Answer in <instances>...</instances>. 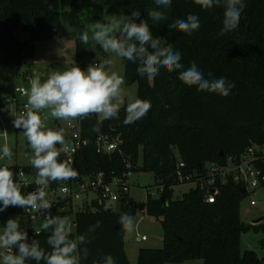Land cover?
<instances>
[{
  "label": "trees",
  "instance_id": "trees-1",
  "mask_svg": "<svg viewBox=\"0 0 264 264\" xmlns=\"http://www.w3.org/2000/svg\"><path fill=\"white\" fill-rule=\"evenodd\" d=\"M99 0H0V82L7 83L9 100L16 99L14 82L23 72L25 60L33 53L32 45L40 40H73L80 68L85 70L87 44L77 33L84 32L83 16L92 12ZM123 8V16L139 11V20H148L154 37L182 54L188 67L195 61L206 79L225 77L234 83L227 97L198 91L178 79V72L161 69L149 80L140 77L137 64L124 59V80L136 83L138 98L151 103L147 115L125 125L124 107L119 119L100 120L95 114L78 119L80 132L92 143L75 156L74 168L81 179L102 172L107 181L132 172H152L156 185H163L159 197L147 196L145 212L160 220L164 235L161 248H140L137 264H171L203 260L204 264H264L256 251L242 250V234L264 230V223L242 222L240 207L248 195L232 179L219 185L214 203L205 201L206 192L193 187L182 198H173V188L179 181V163L184 174L200 172L208 163L235 162L254 145L264 147V0H244L238 29L220 34L223 8L202 9L193 0H172L170 8H159L154 0H109ZM151 10L164 11L166 21L153 23L148 19ZM188 14L199 17L200 28L191 35L169 28V24ZM29 31L31 37L21 42L17 31ZM100 47V46H99ZM86 49V50H85ZM100 50L103 49L100 47ZM208 73L212 76L209 77ZM109 134L122 138L120 150L112 154L98 153L95 140ZM142 162L140 163V150ZM60 160L64 158L60 156ZM257 164L264 169V160ZM8 166L20 184L24 171L36 176L32 166ZM59 184L50 182V188ZM21 186L23 194L26 188ZM137 201L127 195L116 210L106 209L99 202L64 215L75 216L73 235L84 234L90 225L101 222L90 236L87 260L93 264L111 255L116 264H131L125 249V233L118 223L123 213L131 216L139 210ZM24 208L8 207L0 214H23ZM29 241L36 239L42 248L51 231L28 229ZM264 245V241L262 242ZM16 251V249H15ZM27 264H35L29 261Z\"/></svg>",
  "mask_w": 264,
  "mask_h": 264
},
{
  "label": "clouds",
  "instance_id": "clouds-1",
  "mask_svg": "<svg viewBox=\"0 0 264 264\" xmlns=\"http://www.w3.org/2000/svg\"><path fill=\"white\" fill-rule=\"evenodd\" d=\"M159 8H170L172 0H154ZM202 9L223 8V21L220 34L232 32L239 28L241 14L245 8L244 0H193ZM153 23L166 21L164 11L151 10L147 14ZM139 11H133L120 19L109 22H91L88 30L77 33L82 43L88 44L89 31L94 40L105 52L136 63L140 77L149 80L159 75L161 69L169 73L178 72V79L188 87L195 86L198 91L215 93L227 97L234 88V83L225 77L206 79L204 73L193 61L188 67L181 62L182 54L173 50L171 45L161 37H154L148 20L141 19ZM199 17L188 14L169 24V28L191 35L200 28ZM65 43V42H64ZM112 60L101 64H90L86 70L78 66L64 71H53L43 81L39 76L30 80V90L25 91L26 111L15 117L14 127L23 129L33 155L30 163L36 169L35 191L22 193L20 184L8 166L0 167V212L8 207L32 209L44 214L42 231L51 230L47 239L50 251L41 247L36 239L29 241L28 233L20 228L16 219H9L0 234V264H82L88 259V249L81 247L91 242L90 236L101 227L96 221L84 234L73 235V222L68 215H52V204L46 199V189L50 182L77 179L78 171L67 161H61L62 152L68 151L64 130H54L45 125V118L40 113L48 114L57 120H76L95 114L100 120L119 119L122 106L125 111L123 123H135L143 119L151 109L147 100L128 94L125 97L124 77L117 72H110L107 66ZM211 77L212 74L208 73ZM0 159H12V150L7 143L0 148ZM65 209H58L63 212ZM118 223L124 233L135 230L133 217L128 213L120 215ZM16 249V251H13ZM93 264H116L111 255L102 260H93Z\"/></svg>",
  "mask_w": 264,
  "mask_h": 264
},
{
  "label": "rangeland",
  "instance_id": "rangeland-1",
  "mask_svg": "<svg viewBox=\"0 0 264 264\" xmlns=\"http://www.w3.org/2000/svg\"><path fill=\"white\" fill-rule=\"evenodd\" d=\"M71 0H67L66 8H69ZM123 17V8L120 4L109 1L99 0L92 12L83 16L84 31L88 30V25L91 22L101 21L109 22L113 19H120ZM92 33L89 31V42L86 47V56L84 58L85 70L90 64H101L106 60L111 59L112 64L107 66V70L110 72H117L124 77V59L115 56L114 53L105 52L100 50V45L91 39ZM17 38L21 42H25L30 39L31 34L29 31H17ZM65 42V43H64ZM32 55L25 60L23 72L19 78L14 82L15 87H25L30 90V83L23 82V77L30 80L36 76H39L43 81L53 71H64L67 68L73 66L80 67L79 60L77 58L76 44L73 40H40L35 44ZM123 91L125 97L131 94L134 97H138V86L136 83L127 84L124 83ZM18 102L14 103L15 116L18 115L19 106L27 102V96L22 97L16 93ZM9 88L0 85V148L5 143L12 150V159L8 161L7 158L0 159V165H28L29 157L33 155L32 149L23 134V129L14 127L13 117L7 102L9 100ZM123 107V106H122ZM45 123L48 128L54 130L63 129L65 137L68 135L70 126L69 124H76V120H57L52 118L48 114V110H45ZM53 121L55 125H51ZM2 155V153H0ZM142 162V149L140 150V163ZM128 182L131 186L129 196L137 202H145L147 199L146 188H152L155 191V176L152 172H132L128 176ZM193 184H180L173 188V198H182L184 193H187ZM157 193V192H155ZM93 195L89 194L88 198H92ZM81 205V203H78ZM241 220L247 224H253L255 220L264 218V186L250 191L246 198L242 201L240 207ZM135 224V230L131 234H125V245L127 255L131 264H137L138 251L140 248H161L163 246V229L160 220L148 215L145 211H139L136 215L132 216ZM73 222V232L76 230L74 221L75 216H70ZM9 219H16L20 225V228L27 231L29 227L36 229L41 228L43 221H38L33 224L30 223L26 214H0V234H2L4 225ZM261 223H264L262 221ZM51 231V230H48ZM146 236L147 240L137 241L136 236ZM264 230L254 231L250 230L241 236L242 250L256 251L260 257H264ZM0 249V252H3ZM171 264H204L203 260L185 261L182 263Z\"/></svg>",
  "mask_w": 264,
  "mask_h": 264
},
{
  "label": "built area",
  "instance_id": "built-area-1",
  "mask_svg": "<svg viewBox=\"0 0 264 264\" xmlns=\"http://www.w3.org/2000/svg\"><path fill=\"white\" fill-rule=\"evenodd\" d=\"M26 90L25 87L15 88V92L22 97L26 96L24 94ZM13 102H18L17 96ZM26 103L27 102H24L19 106L18 115L15 116L14 114V119L26 111ZM40 115L42 118H45V110H43ZM45 125L48 127L46 123ZM69 126L68 135L65 137L68 151L62 152L61 156L74 166L76 154L84 147L90 145L92 141L81 135L79 121L73 125L69 124ZM122 142V138L119 135L111 136L109 134H104L96 138L95 145L98 153L112 154L120 150ZM31 157L32 156L29 157L28 166H32L30 163ZM261 160H264V147L254 145L248 148L239 161L235 162L233 158L230 157L226 164L215 162L208 163L200 172L195 171L193 173L184 174L180 170L185 167V164L181 162L178 167V177L179 181L184 184L188 183L193 184L194 187H200L206 192L205 201L207 203H214L219 193V185L226 183L230 179L245 188L248 193L263 187L264 169L257 164V162ZM2 166L3 165H0V167ZM129 174L125 173L121 176H115L112 180L107 181L104 174L100 172L81 179L59 181V184L54 188H50L49 183L46 189V199L53 205L51 214L64 215L71 209L73 211L85 209V207L92 205L93 202H99L106 209L116 210L120 200L129 195L131 189L128 182ZM19 177L20 185L26 188L27 193L36 190L37 185L34 182L35 176L30 178L24 171H21ZM155 189V191H152V188H146L147 196L159 197L164 190V186L155 185ZM89 194H92L93 197L88 198ZM79 202L81 205L78 204ZM58 209H65V211L58 213ZM24 214L27 215L31 224L44 220V214L42 212L24 209ZM28 229L35 230L31 227ZM28 229L26 232H28ZM35 231L40 232L41 228ZM136 240L145 241L147 237L137 235ZM13 251H15V249Z\"/></svg>",
  "mask_w": 264,
  "mask_h": 264
},
{
  "label": "water",
  "instance_id": "water-1",
  "mask_svg": "<svg viewBox=\"0 0 264 264\" xmlns=\"http://www.w3.org/2000/svg\"><path fill=\"white\" fill-rule=\"evenodd\" d=\"M32 48L34 49L35 48V45H32ZM23 82L29 83L30 80L29 79H23ZM0 85L6 86V87L8 86L7 83L4 82V81H1L0 82ZM7 105H9L10 111H11V114H12V117H13V120H15L14 119V102L13 101H8L7 102ZM245 191H246V189L244 188L243 192H245ZM136 207L138 208L139 211H145V209H146V203L145 202H137ZM262 221H264V218L255 220L253 222V224H258V223H261Z\"/></svg>",
  "mask_w": 264,
  "mask_h": 264
},
{
  "label": "crops",
  "instance_id": "crops-1",
  "mask_svg": "<svg viewBox=\"0 0 264 264\" xmlns=\"http://www.w3.org/2000/svg\"><path fill=\"white\" fill-rule=\"evenodd\" d=\"M23 79H29V78H26V76H25V77H23ZM29 80H30V79H29ZM14 114H15V113H14ZM50 124H51V125H55L53 121H51ZM10 165H15V164H10ZM17 165H19V164H17ZM20 166H26V165H20ZM27 166H28V165H27ZM125 249H126V245H125ZM126 252H127V251H126ZM138 252H139V251H138ZM127 256H128V255H127ZM128 259H129V257H128ZM137 259H138V258H137ZM129 261H130V260H129Z\"/></svg>",
  "mask_w": 264,
  "mask_h": 264
}]
</instances>
